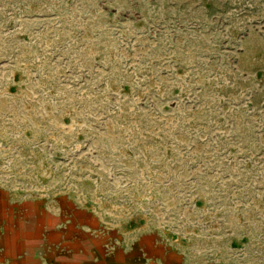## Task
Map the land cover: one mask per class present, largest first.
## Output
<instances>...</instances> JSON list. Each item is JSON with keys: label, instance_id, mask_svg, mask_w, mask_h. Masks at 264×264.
<instances>
[{"label": "rangeland", "instance_id": "rangeland-1", "mask_svg": "<svg viewBox=\"0 0 264 264\" xmlns=\"http://www.w3.org/2000/svg\"><path fill=\"white\" fill-rule=\"evenodd\" d=\"M7 196L99 256L264 264V0H0Z\"/></svg>", "mask_w": 264, "mask_h": 264}, {"label": "crops", "instance_id": "crops-1", "mask_svg": "<svg viewBox=\"0 0 264 264\" xmlns=\"http://www.w3.org/2000/svg\"><path fill=\"white\" fill-rule=\"evenodd\" d=\"M56 219L43 220L38 201L0 197V264H186L180 252L171 260L167 248L155 252L138 243L99 256V243L85 242V229L59 231Z\"/></svg>", "mask_w": 264, "mask_h": 264}]
</instances>
